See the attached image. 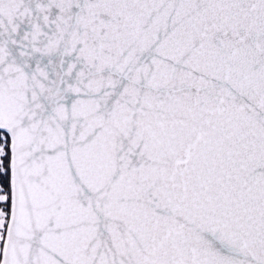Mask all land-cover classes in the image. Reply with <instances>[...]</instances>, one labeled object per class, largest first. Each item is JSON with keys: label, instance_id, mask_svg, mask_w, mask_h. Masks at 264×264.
<instances>
[{"label": "snow or ice", "instance_id": "obj_1", "mask_svg": "<svg viewBox=\"0 0 264 264\" xmlns=\"http://www.w3.org/2000/svg\"><path fill=\"white\" fill-rule=\"evenodd\" d=\"M0 264H264V0H0Z\"/></svg>", "mask_w": 264, "mask_h": 264}, {"label": "water", "instance_id": "obj_2", "mask_svg": "<svg viewBox=\"0 0 264 264\" xmlns=\"http://www.w3.org/2000/svg\"><path fill=\"white\" fill-rule=\"evenodd\" d=\"M0 131H2V130H0Z\"/></svg>", "mask_w": 264, "mask_h": 264}]
</instances>
